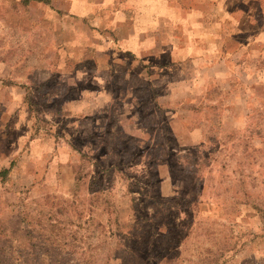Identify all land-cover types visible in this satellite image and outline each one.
Here are the masks:
<instances>
[{
	"label": "rangeland",
	"instance_id": "1",
	"mask_svg": "<svg viewBox=\"0 0 264 264\" xmlns=\"http://www.w3.org/2000/svg\"><path fill=\"white\" fill-rule=\"evenodd\" d=\"M122 1L0 0V264H264L260 2L132 41Z\"/></svg>",
	"mask_w": 264,
	"mask_h": 264
},
{
	"label": "crops",
	"instance_id": "2",
	"mask_svg": "<svg viewBox=\"0 0 264 264\" xmlns=\"http://www.w3.org/2000/svg\"><path fill=\"white\" fill-rule=\"evenodd\" d=\"M174 1L175 2H173V0H123L121 5H117L124 9L122 15L120 16L119 12L117 15H113V23L111 24H115L116 26L119 23H121V25H124V23L127 25L129 24L131 28L129 32L123 36V39L133 41L138 38L137 34L139 33L138 29H140V27H143L144 29L146 28L145 30H147V32H150V29L153 31L155 29L157 15H164L171 20L173 17V8L180 7L181 16L186 18L184 19L183 17V19H181L180 17V22L189 23L190 21L191 23H195L198 27V25L205 22L204 17L212 15L213 20H221L222 23L228 25L229 38L232 39L231 35L235 37V34L238 32L237 30H240L239 27L237 29L238 24L240 26V23H242L245 28H247L248 25L249 27L252 26L253 10L251 12V7L253 8V5H257V3L255 4V0H194L195 2L192 3L191 1H183L181 3L182 5H174L178 3L177 0ZM258 1L260 2L259 8H261L260 22L264 23V0ZM204 5H210L213 9L216 8L217 10L215 11L217 14H209ZM161 7L163 8L162 12L157 11L158 9H161ZM169 10H171L170 14L166 15ZM225 10L227 11V14H224ZM219 12H222L223 15L220 16ZM245 28H243V30ZM208 39L217 40L213 34L210 35ZM248 39L251 40L250 33L247 40Z\"/></svg>",
	"mask_w": 264,
	"mask_h": 264
},
{
	"label": "trees",
	"instance_id": "3",
	"mask_svg": "<svg viewBox=\"0 0 264 264\" xmlns=\"http://www.w3.org/2000/svg\"><path fill=\"white\" fill-rule=\"evenodd\" d=\"M12 167H13V164L11 163V165H10L8 168L2 169V170L0 171V174H2V175H7L8 172L11 170Z\"/></svg>",
	"mask_w": 264,
	"mask_h": 264
}]
</instances>
